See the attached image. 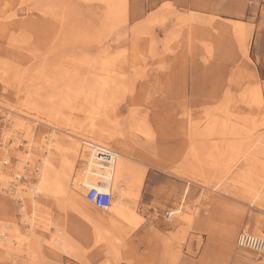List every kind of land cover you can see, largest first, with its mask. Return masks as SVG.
I'll return each instance as SVG.
<instances>
[{"label": "rangeland", "instance_id": "obj_1", "mask_svg": "<svg viewBox=\"0 0 264 264\" xmlns=\"http://www.w3.org/2000/svg\"><path fill=\"white\" fill-rule=\"evenodd\" d=\"M263 5L260 0L244 3L241 16L226 20L219 18V11L201 6L187 8V4L179 5L171 0H0V60L7 56L11 34L18 37L15 47L19 49L18 56L25 57L22 62L26 69L43 60L48 68L69 61L71 69L72 58L76 56H84L83 60L90 57L95 63L106 59L115 67L112 71L121 82L114 90V107L107 112V117L104 116L106 118H87L85 111L80 109L82 102L78 100L72 107L55 110L57 119L50 121L40 114L41 111L26 108L23 100H16L13 91H5L0 82V103L3 105L0 108V229L12 235L11 230L22 232L27 229L23 217H36L40 221L35 233L38 242L30 239L33 244L29 240L20 246L13 240L10 252H0V264H264V258L238 249L230 238L233 232L236 239L244 227L258 225L264 228V212L257 201L250 202L245 197L248 184L238 181V172L246 167L249 154L255 163H264V142L261 140L264 137V69L253 64L258 60V54L250 51L254 26L248 25L263 20ZM62 6L66 11L70 10L71 17H64L65 21L60 23L57 16L58 10L65 9ZM250 6L259 12L258 15L254 13L252 19L248 13L243 14ZM231 21L244 22L250 30L244 48L239 36L233 32ZM31 58L34 61H28ZM91 68L94 69L91 66L79 72ZM44 91L41 102L45 106L44 99L50 89ZM249 91L262 100L260 106L241 100ZM19 111L28 113L27 118L22 119ZM232 113L237 116L235 119ZM214 117L225 122L223 126L232 123L228 129L237 127L242 135L258 140L237 163H223V167L216 169L196 163L190 154L191 148L203 151L201 148L211 146L212 140L213 145L222 143L224 146L225 141H220L224 130L218 131V128L212 132L213 138L199 144L204 140L202 135L209 134L206 130L211 128ZM248 118L251 119L249 124L243 122ZM94 120L95 125L99 122L98 126L92 124ZM20 123L28 126L32 138L17 125ZM236 124L238 126L234 127ZM90 129L96 131L94 135ZM86 131L89 133H84ZM52 133L57 134L58 143L64 148L82 143L75 142L73 135H83L109 147L97 149L99 152L96 147L90 148L93 152L87 150L85 154H75L70 157L75 158L74 163L67 156L73 164L69 162L67 167L69 175L78 174L84 178L81 174L84 164L89 160L98 162L99 156L107 157L116 173L123 171L128 175L133 200H127L126 204L133 209L135 221L130 226L124 225L121 237L116 235L125 245L116 252L119 254L108 253L96 245L91 226L84 220L81 210L60 208L57 201L47 195L39 199L38 205L24 202L21 195L16 194L20 185L37 183L40 156L45 151L41 153L34 144L41 145L43 140L44 148ZM3 140L5 146H2ZM29 140L33 144H29ZM16 141H20V145ZM28 144L30 153L27 152ZM3 147L15 150L23 159L10 155L8 164L4 163L7 151ZM55 156L59 158L57 153ZM89 156L95 157L91 160ZM57 162L54 163L58 168ZM199 170L203 171L200 173ZM191 173L195 175L191 176ZM124 190L128 187L117 185L106 191L112 196L107 214L111 206H118V196ZM260 193H264L262 186ZM181 199L182 202L185 200L182 205L186 218L191 219L189 223L173 216ZM71 202L81 204L85 197L81 200L79 195L69 193L60 203ZM92 209L96 208H85L87 212ZM166 212L172 215L169 221L164 219ZM60 233L73 240L79 249V257L52 251L51 244Z\"/></svg>", "mask_w": 264, "mask_h": 264}, {"label": "bare ground", "instance_id": "obj_2", "mask_svg": "<svg viewBox=\"0 0 264 264\" xmlns=\"http://www.w3.org/2000/svg\"><path fill=\"white\" fill-rule=\"evenodd\" d=\"M122 6H123V4L120 5V7H122ZM63 7L64 6H62V8ZM58 11L60 13L57 16L58 22L63 23L65 21V18L66 19L69 18L70 10L66 11V8H65L63 10H58ZM48 12H52V11H48ZM184 20H186V19H184ZM186 22H187V20H186ZM69 26L70 25H68V27ZM36 29H38V28H36ZM150 29H151V27H150ZM31 30H30V32H31ZM245 30H246V26L244 24L239 23V22H233V32L239 36V42H240V45L242 48H244V46H245L244 40L247 39ZM32 31H34V30H32ZM37 31H34V32H37ZM1 32L2 31L0 30V36H1ZM149 32L150 31H148V33ZM140 34L142 36V31ZM79 36L80 35L78 34V37ZM137 37H139V36H137ZM155 38H157V37H155ZM152 39H153V37H152ZM8 41H9L10 46L8 45L9 49H7L8 50L7 56H5L4 58L2 57V59L0 60V82L2 83L3 89L5 91H8V90L13 91V96L15 97L16 100L22 99L26 108L33 109L36 112L41 111L40 114H44V116H46L48 118V120L50 121V120H56L57 119L55 110L58 111V109H61V108L72 107L74 102L76 103V101H78V100H80L82 102L80 109L85 111V113L87 114V118L92 117L91 120L95 119L96 117L101 118V117L106 116L107 112L110 110V108L112 110V108L114 107V102H113L115 100L114 99L115 96L113 95L114 90H116V87L121 86V82L118 79V77H116L117 74H114V72L112 71V69H114L115 67L113 68V66H112L113 64L110 63L109 61H107L106 59H102V61L96 60V63H98V65L96 67V63L93 61V59H90V57L89 58L86 57V59L83 60L84 56L83 57H77L76 56L74 59L72 58L74 64H73V67L71 69H70V67H68L70 64L69 61L67 62V64L63 63L64 65L61 63L62 66L59 63V65L55 66L54 68L50 67L51 68L50 69V68H48V66H46L47 64H46L45 60H43V61H40L37 65H33L29 69H26L24 67L25 64L22 62L23 60L25 62V57L23 55L19 57L17 54V50H19V49L17 47H15V43L18 42V37L17 36H11V34H10ZM69 42L71 43L72 41H69ZM152 42H153V40H152ZM152 42H150V43L153 46ZM147 46H149V45H147ZM28 51H30V50H28ZM148 52H150V51H148ZM243 53H245V50H243ZM135 54H133V55H135ZM64 56H62V58H64ZM140 56H142V55H140ZM138 58H141V57H138ZM33 59L34 58H31L28 61H30V60L32 61ZM57 60H55V61H57ZM68 60H70V58ZM112 60L113 59H111L110 61H112ZM59 61H60V59H59ZM60 62H62V60ZM63 62H65V61H63ZM27 63L30 64V62H27ZM57 63H58V61H57ZM113 63H115V62H113ZM93 64L95 65V68H94ZM91 66L94 69L91 68V70H87ZM137 66H139V65H137ZM82 68H87L86 69L87 71L80 73L79 70ZM116 73H118V72L116 71ZM119 78H120V76H119ZM253 78H256V76H254ZM46 89H50V91H49L50 94H47L48 96L46 95L47 97H45V99H44L46 101L45 102L46 105L44 106L42 104L41 100H42L43 91ZM257 89H259V88H257ZM246 90H248V89L246 88ZM44 92L46 93V91H44ZM250 92H253V91H249V93L246 96H244L243 98H241V100L242 101L246 100L245 102H247L248 104L256 103L258 106H260V104H261L260 100L261 99L259 98V96L254 93L256 95V97H254V94H252ZM258 92H260V91H258ZM245 93H246V91H245ZM240 96H242V94ZM116 97H118V96L116 95ZM261 102H262V100H261ZM2 107H3V105L0 103V108H2ZM233 108H234V106H233ZM18 113H19V115L24 117L22 119H26L28 116V113L23 112V111H19ZM29 117H30V115H29ZM106 117H104V118H106ZM232 117L234 118L237 116L233 115V113H232ZM209 118H213V117H209ZM62 119H65V118H62ZM67 119H69V118H67ZM103 119L99 120V122L102 121ZM255 119H256V115H255ZM29 120H31V119H29ZM96 120L98 121V119H96ZM250 120H251L250 118L243 119V122H245L246 124H249ZM34 121L38 122L37 120H34ZM62 121H64V123H65V121L68 122V120H62ZM92 122H93L92 123L93 125L96 124V123L94 124L95 120ZM99 122H97V123L99 124ZM24 123H26V122H24ZM72 123H74V121ZM103 123L105 124L104 121L102 122V124ZM223 123L225 124V122H222L221 120L220 121L216 120V118L214 120H212L210 123L211 128L210 129L207 128L208 130H206V131H209V134H207L204 137V134L202 133L203 137L200 136V138L202 137V139H204V140H202V142L199 144L203 145L204 141L206 142L207 139L209 140V139L213 138V135H215V134H212V132L214 133L215 128H218L217 129L218 131H219V129H220V131H222V129L224 130L223 131L224 133H221L223 138H220V141H221V139H222V142L225 141V143H223L224 146L221 145L222 143L220 145H217L218 143H215V145H213V140H212V141H210L211 146L201 148V149H203L204 152L200 151L199 150L200 148H196V147L191 148L190 154H191L192 158L195 161H197L196 163L199 162V163H202L204 165H207L210 168H215V169H216V167L223 165V163H225V165H227V164L230 165L231 163L232 164L237 163L238 159L241 158L242 156L248 154V151H250L252 145L256 141H258L256 138L253 139L252 137H249L247 135H246L247 137L245 135H242V133L240 131H238V129L236 127V126H238L237 124L234 125V127H236V128L228 129L229 127H231L230 125L232 123L228 124L229 127L227 124L225 126H223ZM87 124H88V122H87ZM98 124L95 126H98ZM17 125L19 127H22L23 130H25V132L30 136V138H32L31 131L29 130L28 126H25L26 127L25 128L24 125L21 123L17 124ZM47 126H50V125H47ZM76 126L79 127V125H76ZM89 126H90V124H89ZM190 127H188V128H190ZM94 128H92V129H94ZM101 128H103V126ZM104 128H105V126H104ZM52 129H54V132L56 131V129L54 127ZM92 129H90V132L92 131V134L94 135V132H96V131L93 132ZM73 130H75V129H73ZM79 131H80V128H79ZM192 131H193V129H192ZM84 133L88 134L89 132L86 131ZM217 134L218 133H216V135ZM56 135L57 134L52 133L50 136L47 137L48 143L45 144L44 148H42L43 144H44L43 140H42L41 145H38V143L34 144L40 148L41 153H42V150L45 151V153L42 154V156H40V157H42V161L39 165L40 166L39 171L37 172V176H38L37 183L35 185H31V186L20 185L17 188L16 194H20L21 196H19V197L21 199H23L24 202H27V203L28 202H30V203L34 202V203H37L38 205H39V203H38L39 199H41L42 196L47 195V196H50L53 200H56L57 204H59L60 208H63V209L64 208H70V209L76 210L78 212V210H77L79 208L78 203L71 202V203H66L65 205H63L64 202L60 203L63 200V198H65L69 193L76 194V196L79 195L80 199L82 200L84 197H86L88 190L91 188H96L100 192H105V193L110 194L109 192H106V191L112 190L117 185L120 187L127 186L128 190L127 191L126 190L121 191L119 196H118V206L117 207L111 206V208H109L110 212L108 214L106 213V210H103V213H99L95 209L94 210L92 209L93 211H90V212L89 211L87 212L86 210H85V212L81 211V215H84L83 216L85 218L84 220H86L89 223V225L91 226V229H92L91 234L93 236V239H94L96 245L102 246V248L104 250L108 251V253L110 252L111 254L112 253L115 254L116 252L119 251L120 248L123 249V246H125L124 242H121V239L118 238L117 236L121 237V235H122L121 233L123 230L122 228L124 227V225L130 226L135 221V219L133 218V214H134L133 209L129 208L128 205L126 204L127 200H133V195L130 192L131 190H129V185H131V184H129V177L123 171L122 172L119 171L118 173H116L115 170L112 168V164L109 162L110 160L107 157H106L107 158L106 159V158H102L100 156H99L98 162H94V161L90 162V160H89V162L86 160L87 163H85V164L82 162V164H84V168L82 170L83 173L81 171V174L84 175V178L78 174H75V175L70 174L69 175L70 172H68L67 167H68L70 161H68L67 156L69 157V159H72L70 157L76 156L77 154L79 156L80 152H82L83 154H85V152L87 150H90L93 152V150H91L90 148H96L97 147L96 151H98L97 149H99V150L103 149L104 150L107 148H105L106 145H102V142L99 143L97 141L98 142L97 143V142L93 141V139L83 137V135H80V134H79L80 136L73 135V137H75V140H74L75 142L78 141V143L79 142H82V143L73 145V148L68 147V146H67L68 148H64V146H62L58 143V138ZM101 135H104V134H101ZM108 135H110V134L108 133ZM263 135H260V136H263ZM95 136H94V138H95ZM253 136H255V135H253ZM105 137L107 138V135ZM99 138L101 139V137H99ZM246 140L248 141V144H246L248 146L245 145ZM249 140H250V143H249ZM261 140H263V142H264V137L261 138ZM102 141H104V140H102ZM2 142H3L2 146H5L6 145L5 140H3ZM28 142H29V144H31V143L33 144V142L31 140H29ZM106 142H107V140H106ZM19 143H21V142L16 141V144H19ZM29 144H28V146H26L27 149L29 147ZM208 144H209V142H208ZM70 145H72V144H70ZM106 147H108V146H106ZM5 148L6 147H3V149L5 151H7V153H6V155H4V159H3L4 163L6 162V164H8L7 161H8V158L10 157V155H13L15 157V159H18V160L23 159L22 155L15 153V150H13V151L9 150V149L6 150ZM39 148H37V149H39ZM30 149L31 148L29 147L27 152L30 153ZM108 149H109V147H108ZM259 151L260 150H258V152ZM56 153L59 157L57 159L55 156ZM2 154H4V153H2ZM83 154H82V156H83ZM99 155H101V152ZM254 155H255V153H254ZM262 155L264 157V153H262ZM54 156H55L56 160L54 159ZM90 157L91 156H89V158ZM92 157H95V156H92ZM92 157L90 158L91 160L93 159ZM96 158H98V157H96ZM252 158H253V156L251 154H249V156H247L246 167L239 170V172H238V181H241L244 184H248L246 186L247 192L245 194V197L250 202L257 201L259 206L261 207L262 211L264 212V193L263 194L260 193L261 186L264 188V163H262V164H260L261 162L255 163V161ZM74 159H72L73 163H74ZM81 159H83V157ZM57 160L59 161V167L58 168H57L56 164L54 163L55 161L57 162ZM70 163L72 164V161ZM82 164H81V166H82ZM202 164H200V165H202ZM203 166H200V167L203 168ZM221 167H223V166H221ZM72 168H74V167H72ZM1 169H2V167L0 166V171H1ZM201 171H203V170H201ZM201 171H200V173H201ZM196 172H198V171H196ZM3 173H4V171H3ZM187 174H189V172H187ZM196 174H198V173H196ZM194 175H192V173H191V176H194ZM242 188L244 189V187H242ZM138 190H140V189H138ZM246 190H244V191H246ZM183 201L185 202V200H183ZM184 202H182V199H181L179 206L177 207V209H175L173 211V216L179 218L181 221H186L187 223H189L191 219L190 218L187 219L186 218L187 215L184 214V207L182 205V204H184ZM30 216L32 217L33 215L31 214ZM23 218L25 220L24 223H26L27 229L22 231V232H20L19 230L17 231V229H16V231L11 230V232H12V235H11L10 233H6L4 231L5 229L4 230H3V228L0 229V252L1 251H5V252L9 251L10 252V248L12 247L13 240L16 241L15 243L17 245H20V246L23 245V243H25L26 241H29L30 239L34 242H38L37 241V235L35 233H36V226L37 227L39 226V222H40L39 219L38 218L35 219L36 217H34L32 219H30V217L29 218L23 217ZM13 229H15V228L13 227ZM241 230L245 231V232H247L253 236H256V237L264 236V228L262 229L258 225H254V226H250V227H244ZM230 238H231L232 242L233 243L235 242V244H236L235 234L233 232H232V235H230ZM31 240H30V242H32ZM72 242H73V240L68 238L67 235H65L64 233H60L53 240V244H51L52 251L54 253H57V254L58 253L63 254V255L65 254V255H68L69 257L77 258L80 256V252H79V249ZM32 244H33V242H32ZM32 249H33V247H32ZM34 249H36V248H34ZM116 254H119V253H116ZM31 255H32V253H31ZM260 258H263V257H260Z\"/></svg>", "mask_w": 264, "mask_h": 264}, {"label": "crops", "instance_id": "obj_3", "mask_svg": "<svg viewBox=\"0 0 264 264\" xmlns=\"http://www.w3.org/2000/svg\"><path fill=\"white\" fill-rule=\"evenodd\" d=\"M171 1L179 5L187 4V8L195 9L198 6H201V8H207L210 11H216V12L219 11L221 13V15H219V18L226 19V20L241 16L242 4L252 2V0H171ZM260 1L264 2V0H260ZM263 10H264V5H263ZM246 13H248L250 19H252L254 13L255 15L259 14L256 8L252 6L249 7L247 12L243 11L244 15H246ZM262 19L263 20L259 22H256L254 24L249 23L248 25L254 26L251 31L250 51L252 52L255 51L258 54V60H254L253 64L254 66L257 65V67H262L264 69V14L262 16ZM232 22H239V21H232ZM239 23H242L246 26V30H245L246 36L247 37L250 36V30L248 26L244 22H239ZM139 193L140 192H138V194ZM78 205H79V208L77 210H81L84 212H85V208H88V206H90L91 208L93 207L96 208L94 205H92L91 203L87 201L86 197H85V202L78 204Z\"/></svg>", "mask_w": 264, "mask_h": 264}, {"label": "built area", "instance_id": "obj_4", "mask_svg": "<svg viewBox=\"0 0 264 264\" xmlns=\"http://www.w3.org/2000/svg\"><path fill=\"white\" fill-rule=\"evenodd\" d=\"M86 199L99 210H106L111 203L112 197L110 194L100 192L96 188H91L86 194ZM172 217L170 212L164 214L165 221ZM236 246L238 249L255 254L258 257L264 258V236H253L245 231H240L236 237Z\"/></svg>", "mask_w": 264, "mask_h": 264}]
</instances>
